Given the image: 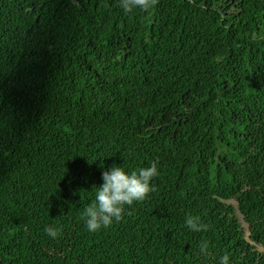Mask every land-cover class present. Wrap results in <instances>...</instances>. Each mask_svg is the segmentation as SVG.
Wrapping results in <instances>:
<instances>
[{"label":"trees","instance_id":"16d2710c","mask_svg":"<svg viewBox=\"0 0 264 264\" xmlns=\"http://www.w3.org/2000/svg\"><path fill=\"white\" fill-rule=\"evenodd\" d=\"M153 160L155 191L88 231L103 170ZM225 253L264 264V0H0V264Z\"/></svg>","mask_w":264,"mask_h":264},{"label":"clouds","instance_id":"9594fccd","mask_svg":"<svg viewBox=\"0 0 264 264\" xmlns=\"http://www.w3.org/2000/svg\"><path fill=\"white\" fill-rule=\"evenodd\" d=\"M125 12H131L135 8L150 9L156 0H120ZM104 166L101 165V168ZM159 161L153 160L148 167L138 170H126L123 166L113 165L102 172V184L95 189V199L86 208L84 216L86 227L90 232H96L106 228L114 221L122 218L126 205L143 201L149 193L155 191L152 183L154 177L159 176ZM185 225L193 231L206 230L208 225L200 221V217L189 215L185 219ZM46 232L53 238L57 237L58 229L48 226ZM201 251L207 252L208 242L201 244ZM220 264H231L229 254L225 253L220 258Z\"/></svg>","mask_w":264,"mask_h":264},{"label":"rangeland","instance_id":"374dc122","mask_svg":"<svg viewBox=\"0 0 264 264\" xmlns=\"http://www.w3.org/2000/svg\"><path fill=\"white\" fill-rule=\"evenodd\" d=\"M60 161H58L57 165L59 164Z\"/></svg>","mask_w":264,"mask_h":264}]
</instances>
